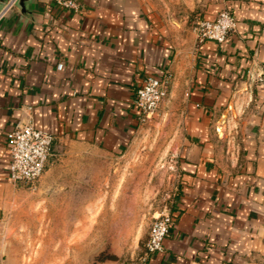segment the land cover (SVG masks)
Returning <instances> with one entry per match:
<instances>
[{
  "label": "crops",
  "instance_id": "crops-1",
  "mask_svg": "<svg viewBox=\"0 0 264 264\" xmlns=\"http://www.w3.org/2000/svg\"><path fill=\"white\" fill-rule=\"evenodd\" d=\"M8 1L0 0V13ZM79 1L75 13L55 0H19L0 19V264H13L5 231L26 195L74 191L50 163L56 154L37 192L9 180L15 127L31 122L54 144L124 159L143 125L137 89L165 74L161 112L178 113L183 132L174 225L163 251L144 247L108 262L264 264V0H197L204 19L224 9L235 17L236 31L222 44L174 40L149 0ZM103 251L91 245V256Z\"/></svg>",
  "mask_w": 264,
  "mask_h": 264
},
{
  "label": "rangeland",
  "instance_id": "rangeland-1",
  "mask_svg": "<svg viewBox=\"0 0 264 264\" xmlns=\"http://www.w3.org/2000/svg\"><path fill=\"white\" fill-rule=\"evenodd\" d=\"M149 1L167 20L174 40L198 41L197 0ZM162 104L143 123L124 159L103 161L91 146L69 141L53 145L50 163L74 191L25 196L24 208L5 231L13 264H110L115 254L145 247L154 219L170 212L178 192L183 132L178 113L163 115ZM92 234L101 239L91 240ZM95 244L105 251L91 256Z\"/></svg>",
  "mask_w": 264,
  "mask_h": 264
},
{
  "label": "built area",
  "instance_id": "built-area-1",
  "mask_svg": "<svg viewBox=\"0 0 264 264\" xmlns=\"http://www.w3.org/2000/svg\"><path fill=\"white\" fill-rule=\"evenodd\" d=\"M18 1L9 0L0 13V19ZM55 2L75 13L82 11L79 0H55ZM236 26L233 14L228 9H224L214 20L199 17L196 21L195 33L198 42L214 41L222 44L236 31ZM170 83V74H165L162 78L148 76L137 89L135 105L143 123L151 118L168 98ZM54 142V136L36 129L31 122H20L8 138V150L11 157L9 180L13 184L29 185L35 190L47 170ZM173 225L174 219L170 212L154 219L145 243L147 254L163 251V243Z\"/></svg>",
  "mask_w": 264,
  "mask_h": 264
}]
</instances>
